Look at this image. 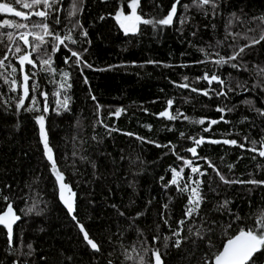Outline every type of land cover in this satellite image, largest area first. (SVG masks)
Listing matches in <instances>:
<instances>
[{
	"label": "trees",
	"instance_id": "16d2710c",
	"mask_svg": "<svg viewBox=\"0 0 264 264\" xmlns=\"http://www.w3.org/2000/svg\"><path fill=\"white\" fill-rule=\"evenodd\" d=\"M76 2L81 10L75 16H69L73 0H61L55 6L58 11L52 10L44 21L61 36L75 21L82 28L71 32L75 43L66 40L68 48L61 45L56 52L48 38L39 58L51 55L56 72L42 70L45 66L32 54L37 65L26 64L25 71L35 76L29 81L25 107L20 109L16 105L22 88L10 81L22 79L18 56L23 51L13 53L17 46L31 51L19 37L33 31L32 24L41 18L0 13V21L29 26L0 28V59L8 56L0 68V212L11 204L19 215L11 243L0 225V264H140V256L146 264H154V249L160 250L163 264H211L213 254L229 237L241 227H253L264 214V184L247 183L264 181V157L259 155L264 150L260 143L264 141V41L250 44L245 38H259L264 29L260 20L264 0H211L207 5L200 0H179L171 25L141 24L137 32L128 34L116 13L129 14L131 0ZM173 3L176 0H139L137 14L159 20ZM17 10L30 11L22 6ZM57 17L60 24L54 23ZM84 31L87 36L82 35ZM8 33L13 34L11 40ZM245 45L250 46L231 63H214L217 53L231 56ZM69 48L83 52L91 68L76 65L75 57L65 64ZM12 66L17 68L15 73ZM62 71L70 73L71 88L59 87ZM205 72L218 75L224 85L198 79ZM32 83L39 84L36 93L31 92ZM185 83L189 87H180ZM221 91L226 95L217 94ZM41 92L47 93L46 100ZM33 94L38 110L27 111ZM65 95L70 97L67 108L60 103ZM170 99L173 105L168 108ZM118 109L123 111L116 116ZM166 109L180 115L175 120L160 117ZM38 115L45 117L53 159L75 194L72 215L60 198ZM200 119L205 123L196 122ZM211 120L219 122L205 132ZM202 136L236 140L237 144L205 142L196 146L194 156L187 149ZM253 141L257 151L251 150ZM202 157L227 179L244 183H224ZM184 160H192V166L201 171L206 169V175L192 173ZM173 169L184 170L177 178L179 187L188 183L191 188L195 187L192 180L203 181L199 214L190 219L184 215L189 192L170 183ZM224 201H229L226 207H222ZM181 219L184 225L178 224ZM77 221L100 246L99 251L87 244ZM176 231L179 236L173 235ZM253 262L264 264V250L254 255Z\"/></svg>",
	"mask_w": 264,
	"mask_h": 264
},
{
	"label": "snow or ice",
	"instance_id": "6c2138e0",
	"mask_svg": "<svg viewBox=\"0 0 264 264\" xmlns=\"http://www.w3.org/2000/svg\"><path fill=\"white\" fill-rule=\"evenodd\" d=\"M211 2V0H200L201 5H207ZM61 0H0V13L6 14V13H14L16 17H21L23 19H30L31 15H35L41 18L40 23H33L32 24V29L33 31H25L20 34V39L23 41L25 46H28L31 48V51H27V49L22 50L20 46H17L15 48V53H20L23 51V54L18 56L19 60V71L22 73V79L18 82L15 78H13L10 81L11 85L18 86L22 88V95L18 99L17 103V108H23L25 107L24 102L26 99L29 98V93H30V85L29 81L30 79H33L35 76V73H29L25 71V65H31L35 67L37 65V60L32 59V54L36 53L39 59V64L42 66H45L42 68L44 71H50V72H56L57 70L53 68L52 65V58L51 55L46 54V58H39V54L41 53L42 50L46 48V46L49 44L50 40L48 38H51V44H52V51L56 52L59 50L60 46H64L65 48H68V45L65 43L66 40L71 41L72 43H75V40H73L71 32L75 28H82V25L79 23V21H75L72 24V28L68 30V33L65 34L64 36H61L59 32H55L54 30L51 29L50 25L44 21L47 20V18L51 15L52 10H57L55 9V6L60 4ZM179 3V0H176V3H173L171 6V10L168 12V14L159 20H153V19H146L142 15L137 14V5L139 4V0H131L130 4L128 7L131 9L130 13L125 15L123 11H118L116 13V19L120 23V27L124 30L125 34L128 33H135L139 30V26L141 24H147V25H153L155 26L156 24L159 25H171L173 23L174 16L176 15L177 12V7L176 4ZM22 6L23 9H28L30 10L29 12H25L22 10H17L18 7ZM33 8H40L41 10L31 12ZM81 9L79 8L76 0H73L72 4V9L69 12V16H75L77 12H79ZM260 20L264 22V17H261ZM60 19L59 17L56 18L54 23L60 24ZM184 21L181 20V23ZM15 27L17 29H28L27 24L23 23H13L11 20H3L0 21V28L3 27ZM35 29H39V31H35ZM8 38L11 40L13 34L8 33ZM82 35L87 36V32L84 31L82 32ZM238 35V34H237ZM29 36L32 37L31 41L29 40ZM246 39L250 40V44H258L261 41H264V29L261 30V34L259 38L256 37H245ZM250 45H245L243 48H240L239 51L234 52L233 55L231 56H220L219 53L216 55L219 57L214 61L217 65L223 66L224 64L231 63L233 60L237 59L245 50L246 47H249ZM69 52L71 53L70 56L65 57V64H69L70 61H72V58L75 57V61H73L76 65H81L83 64L84 66L91 68V65L87 64L86 61L83 60V52H75L72 51L70 48L68 49ZM86 51V50H85ZM201 52H205L204 49H200ZM207 55V53H205ZM8 60V56L5 55L2 59H0V68L5 67V61ZM231 66L233 68L238 67L237 64L232 63ZM17 71V68L15 66H12V73H15ZM2 75V73H0ZM62 77L64 78L62 82L59 83V87L61 89L64 88H71V84L68 83V80L70 79V73L67 71H62L61 72ZM198 79H204L208 81L209 84H212L214 81L218 82L221 85H224V80H222L218 75L215 73H212L209 75L207 72L204 73L203 77H199ZM184 80L187 81L188 78L184 77ZM5 82L8 81V77H5ZM85 82L87 83V78H85ZM180 87H189L187 83L180 85ZM39 89V84L38 83H32L31 84V92L36 93V91ZM13 91L16 89L13 88ZM192 91H198L196 88H192ZM204 95H208V91L204 90L203 91ZM218 95H226L223 91L220 93H217ZM41 96L47 97L46 92H41ZM59 95V93H57ZM70 97L64 96L63 101L60 103L62 104L63 107L67 108L68 101ZM95 100V97H93ZM31 101H32V107H28L26 110L27 111H35L38 110L36 108V104L38 103L37 97L35 94L31 96ZM249 103H251L249 101ZM173 105V100H168L167 101V106L168 108H171ZM99 107V106H98ZM44 110L47 111V103L44 105ZM123 111L122 109H118L115 112L116 116L120 115V112ZM218 111L223 112L224 109H218ZM179 112H177V115H171L170 112L166 109L165 111H162L159 113L160 117H167L169 120H175L179 116ZM185 119H188V117H184ZM223 119V118H221ZM37 122L39 123L40 126V136L41 140L43 143V146L46 151V155L50 161H52V169L55 173L56 179L59 182V188H60V198L63 201V203L67 206L69 213H72L74 211L73 207V196L75 195L74 193L71 192L70 186L65 183V177L62 171H60L56 165L55 160L53 159V150L49 146L48 143V137H47V132L45 130V125H44V120L45 117L43 115H38L36 117ZM199 124H204L205 119H200L199 121H196ZM219 121L217 120H211L209 124V128L204 129L205 132L210 131L211 125L217 124ZM146 127L151 128V125H146ZM128 135H133L132 133H128ZM183 135V133H181ZM138 139L143 140V137H137ZM205 142L208 143H213V144H218V143H224V144H232L236 145L237 141L236 140H205V138L202 136L199 139H194V144L196 146H199ZM253 148L251 149L252 151H257L255 145L256 142L253 141ZM262 145H264V141L260 142ZM159 146V145H158ZM240 147H244V145H240ZM188 152L192 153L194 156L197 155V147H192L187 149ZM259 155L261 157H264V150L259 151ZM179 159L183 160V157H178ZM206 160L208 167L212 169L216 173L217 176H219L220 180L223 181L224 183H244V181H234V180H229L227 179L223 174H221L220 170L212 163V161L207 160V158H201ZM184 163L186 166H189L191 168V172L194 174H198L199 176H204L207 173V170L205 169L204 171H201V168L199 166H192L193 161L192 160H184ZM230 168L232 167L231 165L229 166ZM183 169H180V171H176L173 169V179L171 180V184L177 185L179 191L181 192H189L188 196V204L186 205L185 208V217L186 218H191L193 214H199L200 206L201 203L203 202V197L200 192L201 185L203 184L202 180H192L191 183L195 185V187H191L188 183H185L183 187H179V182L178 179L181 177V174L183 173ZM247 183L251 184H264V181H256V180H250L247 181ZM190 189V191H189ZM69 193L68 195H65V191ZM5 200H7V197H4ZM229 201H224V204L222 207H226L228 205ZM33 209L29 208L28 211L31 212ZM139 215V214H138ZM237 219H240L238 216L236 217ZM19 219V216L15 215L13 212V208L11 204H8L7 210L3 211L2 214H0V225H4L7 228L8 232V238H9V243L12 242V235H13V224L16 220ZM73 219L75 220V216H73ZM185 219H181L178 221V224L184 225L185 224ZM167 223V221H165ZM77 224L80 228V231L83 233L84 239L87 242L90 247L96 251H99V245L89 237L88 232L85 230L84 225L80 224L79 221H77ZM231 227V225H229ZM191 231V230H189ZM174 236H179V231H176L173 233ZM197 235H200V232H197ZM154 239H158V237H154ZM165 239H169L166 237ZM181 241L177 240L175 242L176 247L180 246ZM29 248H31V245H29ZM264 250V214H261L255 222V225L253 227H248L244 228L241 227L238 232L229 237L226 241V243L223 245L222 250L218 251L217 253H214L212 258H211V264H254L253 262V257L256 253ZM148 250L145 249V252ZM152 256L154 257V264H163V260L161 257V252L159 249H154L152 251ZM128 259H132V257H128ZM140 264H146L144 257L140 256ZM111 264V262H109ZM205 264H208L206 261Z\"/></svg>",
	"mask_w": 264,
	"mask_h": 264
},
{
	"label": "water",
	"instance_id": "95a60500",
	"mask_svg": "<svg viewBox=\"0 0 264 264\" xmlns=\"http://www.w3.org/2000/svg\"><path fill=\"white\" fill-rule=\"evenodd\" d=\"M206 140H209V138L208 139H206ZM212 140H219V141H223V140H228V139H212ZM193 147H196V145H194ZM192 148V147H191ZM8 207V206H7ZM7 207L3 210V211H6L7 210ZM74 207V206H73ZM12 208H13V212H14V214L15 215H17V216H19L17 213H16V211H15V209H14V207L12 206ZM3 211L2 212H0V214H2L3 213ZM71 215L73 214V212L72 213H70ZM19 220V219H18ZM18 220H16L15 222H14V224H13V227H14V225L18 222ZM4 226V225H3ZM5 228H6V226H4ZM6 230H7V228H6ZM8 233V232H7ZM227 241V240H226ZM226 241L224 242V244L226 243ZM223 244V245H224ZM222 248H223V246L221 247V249L220 250H222Z\"/></svg>",
	"mask_w": 264,
	"mask_h": 264
}]
</instances>
